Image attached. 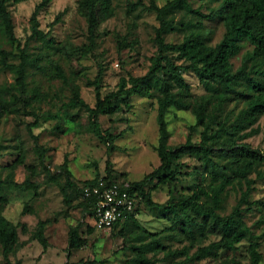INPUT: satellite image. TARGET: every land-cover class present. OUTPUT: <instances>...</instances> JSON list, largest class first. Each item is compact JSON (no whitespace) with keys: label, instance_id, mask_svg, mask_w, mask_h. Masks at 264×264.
Segmentation results:
<instances>
[{"label":"rangeland","instance_id":"374dc122","mask_svg":"<svg viewBox=\"0 0 264 264\" xmlns=\"http://www.w3.org/2000/svg\"><path fill=\"white\" fill-rule=\"evenodd\" d=\"M42 0H25L9 5L14 33L18 42H11L0 26V48L8 52L0 56V88L9 89L10 103L18 107L11 116L0 119V178H13L18 182H35L36 189L0 186V209L5 216L19 224V241L13 251L5 256L0 243V264H141L139 246L152 244L153 249L141 247L147 264H220L225 258H235L241 264H250L248 245L260 240L264 264V161L250 175L247 201H243L248 184L235 178L222 194L221 215L231 214L239 205L237 217L250 227V234L237 250H222L196 261L186 258L196 252L199 245L219 239L217 228L202 214L191 213L190 226L195 238L180 223L177 214L146 203L139 196L135 216L113 229H99L94 225L89 208L83 200L81 185L97 175L110 173L119 181L142 179L160 163L157 153L159 128L157 123V95L137 93L129 103H121L112 114H101L99 121L104 130L115 134L113 141L104 142L93 130L90 114L81 107L64 106L72 98L73 89L79 86L81 96L92 107L96 102L94 80L101 72L103 95L116 90L122 76L145 75L151 57L157 52V13L152 3L161 6L169 0H111L112 13L100 12L99 23L93 34L79 0H52L40 9L41 28L50 31L60 42L59 60L70 83L51 79L47 62L48 50L43 42L32 35L31 16ZM194 11H175L179 28L165 34L167 41L180 42L192 30H199L209 45L218 43L225 33L223 16L226 9L222 0H191ZM63 12V13H62ZM61 17L56 21V17ZM29 53L26 69L29 90L39 87L47 94L24 108L22 94L16 85V65L21 49ZM252 45L241 42L239 52L231 58L232 70L242 66L257 76L259 62L251 57ZM175 60L184 67L181 58ZM191 85L193 96L210 99L209 110L215 119L226 126L239 122L234 133H223L214 143V157L226 163L230 153L241 146L264 152V114L254 123L242 119L247 102L244 85L239 92H228L221 102L213 98L214 90L201 83L197 74L183 69ZM169 144L179 146L188 139L201 140L203 127L197 125L191 110L171 107L167 112ZM232 132V131H231ZM110 145L115 150L110 151ZM20 152L25 162L34 170L19 165L8 168ZM65 161H67L65 165ZM180 181L176 185L161 184L151 190L152 198L161 203L174 202L180 193L191 194L195 184L206 186L210 181L205 166L199 158L185 155L179 160ZM70 173H68V171ZM206 202L203 198L202 202ZM26 206V212L23 208ZM45 221L44 234L47 245L38 239L39 222ZM79 224L83 243L68 249L69 230ZM200 226L206 232L199 233ZM139 250H138V249Z\"/></svg>","mask_w":264,"mask_h":264},{"label":"trees","instance_id":"16d2710c","mask_svg":"<svg viewBox=\"0 0 264 264\" xmlns=\"http://www.w3.org/2000/svg\"><path fill=\"white\" fill-rule=\"evenodd\" d=\"M25 0H0V26L3 32L9 37L10 41L18 42L14 33V25L9 12L11 3H19ZM52 0H42L37 4L31 16L32 35L43 42L48 50L47 62L50 69V78L62 80L70 83V79L63 66L60 63L59 55L62 53L60 42L56 40L50 31H44L41 28L38 14L40 9L45 7ZM222 5L226 9L223 16L225 21V33L221 40L215 45H209L201 32L197 29L190 31L180 42L167 41L165 34L175 31L179 28L175 20L174 13L179 9H185L188 12L194 11L191 0H169L159 6L152 3L151 7L157 13L159 26L156 28L157 52L151 57V64L148 72L142 76L129 77L122 76L118 82V88L106 95L101 92V72L94 80L96 102L92 107L81 96L79 86H76L72 92V98L64 104L67 108L81 107L90 114L92 130L104 141H113L115 134L110 130H104L100 124L99 116L101 114H112L117 111L121 103L128 104L129 97L134 94H140L147 97H153L154 91L158 90L157 95V123L159 128V144L157 153L160 163L153 170L148 172L142 179L130 181H119L110 173L103 176L97 175L95 178L87 180L81 185V194L85 204L89 208L93 218L94 198L84 196V188L95 184L100 177L107 182L118 181L123 188L136 193V203L133 212L123 221L115 224L111 229L116 228L122 222H126L135 216L139 196H144L146 203L153 207H160L168 210L172 214H177L181 225L187 228L190 234L195 238V233L190 226L191 213L202 214L210 219L212 227L217 228L219 239L212 240L206 245H199L196 252L187 256L188 261H196L203 257L215 254L218 251H235L239 245L248 238L250 227L243 223L237 216L241 209L237 205L233 212L228 215H221L217 209L221 207L222 194L226 187L235 178L244 179L248 184V190L242 197L247 201V194L250 189L249 175L256 170V167L264 161V152L259 149H252L248 146H241L232 151L226 163L216 160L214 157V143L222 138L223 133H234L239 129V122L226 126L223 122L214 117V113L209 110L210 99L205 97L197 98L193 96L191 85L184 76L183 69H190L195 72L201 83L214 90L213 98L220 102L224 100L226 93L239 92V85H244V95L246 97V108L243 111L242 119L248 123H254L260 114H264V0H222ZM80 9L84 12L88 24L89 32L93 34L99 23L100 12L110 15L112 13L111 0H79ZM63 13V12H62ZM61 13L56 17L60 19ZM247 41L252 45L251 57L259 62L260 68L257 76H253L246 66H242L236 71L232 70L231 58L236 55L241 42ZM10 55L7 51L0 48V56ZM20 62L16 65V85L19 91L24 94L23 106L26 108L33 102L46 99L47 94L39 87L33 90L27 88L26 69L30 62L29 53L25 48L21 49ZM181 58L188 62L184 67L179 64L175 58ZM9 89L0 88V119L4 116H11L18 111V107L10 103ZM171 107L178 109L191 110L197 118V125L203 127L201 140L192 142L188 139L184 144L172 146L169 144V129L167 121V112ZM232 131V132H231ZM110 151L115 150L110 145ZM185 155L199 158L205 169L210 175V181L206 186L195 184L191 194L180 193L174 202L161 203L155 201L150 192L161 184L176 185L180 181L179 160ZM67 161H65L66 165ZM19 165H24L31 171L34 170L33 164L25 162V153L20 152L17 158L8 164V168L14 170ZM68 171V170H67ZM68 173H70L68 171ZM0 186L25 187L26 189H36L35 182H18L13 178H0ZM203 198L206 202H202ZM264 206V200L258 201ZM26 206L23 213L26 212ZM46 222H39L38 239L46 246L47 239L44 234ZM19 224L8 219L0 209V243L5 256H8L19 241ZM206 229L200 226L199 233L204 234ZM83 239L80 237L79 224L72 226L69 230L68 249L78 248L82 245ZM260 240H251L247 251L250 264H263V254L260 250ZM141 247L153 249L152 244L139 246V262L147 264ZM181 262L180 264H185ZM20 264V263H18ZM87 264H96L89 261ZM102 264V263H101ZM220 264H241L235 258H225Z\"/></svg>","mask_w":264,"mask_h":264},{"label":"built area","instance_id":"2783aa9c","mask_svg":"<svg viewBox=\"0 0 264 264\" xmlns=\"http://www.w3.org/2000/svg\"><path fill=\"white\" fill-rule=\"evenodd\" d=\"M85 197H93L94 225L99 229H110L125 220L134 210L136 193L122 187L118 181L107 182L103 177L84 188Z\"/></svg>","mask_w":264,"mask_h":264}]
</instances>
